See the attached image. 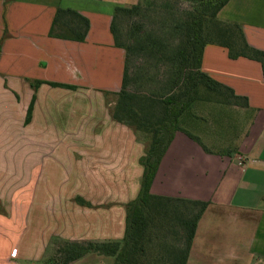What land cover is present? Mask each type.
Returning <instances> with one entry per match:
<instances>
[{
    "label": "crops",
    "instance_id": "obj_1",
    "mask_svg": "<svg viewBox=\"0 0 264 264\" xmlns=\"http://www.w3.org/2000/svg\"><path fill=\"white\" fill-rule=\"evenodd\" d=\"M137 1L0 0V87L9 83L5 72L14 81H25L27 71L38 68L31 61H24V68L18 63L22 54L30 59L34 52L42 63V80L74 84L78 88L72 91L93 94L78 99L90 104L87 114L79 116L81 126L71 127L69 174L42 178V223L40 215L34 218L42 225L25 224L30 204L14 203L16 194H0V264H52L57 239L124 237L126 206L141 188L146 143L112 118L115 101H107L104 91H118L124 65V51L114 45L110 31L114 9ZM59 7L89 19L85 41L49 35ZM218 17L241 24L248 42L264 50V0H230ZM202 67L247 95L250 106L195 102L182 114L180 125L201 143L176 132L151 190L209 202L186 264H264V69L253 59L230 58L217 45L205 48ZM77 197L89 204H80ZM7 203L11 208H4ZM69 264H114V257L91 252Z\"/></svg>",
    "mask_w": 264,
    "mask_h": 264
},
{
    "label": "trees",
    "instance_id": "obj_2",
    "mask_svg": "<svg viewBox=\"0 0 264 264\" xmlns=\"http://www.w3.org/2000/svg\"><path fill=\"white\" fill-rule=\"evenodd\" d=\"M230 0H138L116 6L110 23L114 45L124 51L121 84L112 118L131 127L146 143L140 163L141 188L126 206L121 240H60L52 264H69L88 253L114 257V264H186L198 222L209 202L154 194L158 166L180 125L182 114L198 101L248 107L247 95L202 67L208 45L225 47L232 59L256 60L264 69V50L251 45L241 24L219 19ZM188 3L184 7L182 3ZM90 21L70 8H58L51 37L83 42ZM76 90L77 85L39 80ZM105 95L111 93L104 91ZM82 205H88L77 197Z\"/></svg>",
    "mask_w": 264,
    "mask_h": 264
},
{
    "label": "rangeland",
    "instance_id": "obj_3",
    "mask_svg": "<svg viewBox=\"0 0 264 264\" xmlns=\"http://www.w3.org/2000/svg\"><path fill=\"white\" fill-rule=\"evenodd\" d=\"M182 5L188 7L187 2ZM95 58L99 64L104 63L103 57ZM24 61L36 63L38 68L27 71L25 81H14L12 74L5 72L9 83H5V89L0 87V194L7 198L16 194L14 203L30 204L26 207L30 216L25 218V224L35 227L42 225V178L61 179L69 174L68 160L72 153L66 146L71 143V127L81 126L79 116L87 114L90 104L79 103L78 99L93 94L88 89L80 93L38 82L42 80V63H39L38 55L32 52L29 59L22 54L18 63L23 68ZM116 98V91L107 94V101L114 102ZM45 186L54 187L51 184ZM4 208H11V203ZM1 213L6 219V212ZM37 216L41 223L36 222Z\"/></svg>",
    "mask_w": 264,
    "mask_h": 264
},
{
    "label": "built area",
    "instance_id": "obj_4",
    "mask_svg": "<svg viewBox=\"0 0 264 264\" xmlns=\"http://www.w3.org/2000/svg\"><path fill=\"white\" fill-rule=\"evenodd\" d=\"M239 159H240V161H242V162L245 160L244 157H242V156H240ZM15 253H16V252L14 251L13 253H11V255H12V256H15ZM16 264H17V263H16Z\"/></svg>",
    "mask_w": 264,
    "mask_h": 264
}]
</instances>
